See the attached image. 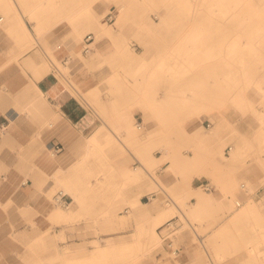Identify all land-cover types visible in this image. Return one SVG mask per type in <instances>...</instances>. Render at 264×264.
I'll return each instance as SVG.
<instances>
[{
  "label": "rangeland",
  "instance_id": "obj_1",
  "mask_svg": "<svg viewBox=\"0 0 264 264\" xmlns=\"http://www.w3.org/2000/svg\"><path fill=\"white\" fill-rule=\"evenodd\" d=\"M52 1L54 0H17L20 13L14 0H0V14L5 19L13 14L24 16L34 33L32 47L40 51L42 47L45 50L46 54L43 53V56L51 71L57 73L72 94H78L74 88L82 93V101L94 112L96 129L103 127L104 135L107 133L114 140V143L111 141L106 146L104 164L92 158L85 167H79L77 163L86 152L84 146H68L62 153L63 157H53L61 169L53 177H47L54 182L49 199L55 209L72 210L78 207L74 217L65 220L53 218V222H78L80 237L94 238L85 243V248L91 246L94 252L96 249H103L102 255L95 262L88 256L70 257L66 250L64 260L71 264H264V196L256 195L258 188L264 189V97L254 94L250 89L254 83L264 86V60L256 61L254 58V64L251 59L246 60V64H240L242 60L228 57L232 52L229 46L234 40L241 39L242 43L243 40L256 36L249 21H242L247 15H237L240 19L234 20L229 29L221 26L225 23L223 13L215 15L219 22L213 31L217 40H209L204 48L210 47L219 57L208 60V63L198 68L208 73L214 71L204 78L197 69L186 75H176L174 69L183 67L180 65L175 68L174 65L189 59H198L202 63L201 56L196 55V50L193 49L194 44L189 39H183L200 33L204 37L212 34L205 22L204 25H197L193 22L195 20L192 21L199 17H195L196 15L208 13L204 8L206 0H130L131 11L123 21L121 30L115 24L119 14L115 0H70L72 10L64 11V14L57 15L44 27L38 28L37 19L32 17V12L26 5L48 8ZM95 5H101L103 12L111 11V14L101 15L99 19L105 24L104 31L108 35L118 30L119 32L116 37L110 36L104 50L95 57L93 64H88L93 53L82 52L81 45L87 34L93 33L95 36V32L84 31L77 40L71 30L73 22L81 18L78 15ZM142 5L149 6L157 23L159 20L154 15L155 10L173 9L176 14L170 22L159 25L154 31L155 36L147 44L146 54L141 45V35L147 30L144 17L139 13ZM230 16L235 15L232 13ZM227 34H231L230 38L222 42L221 36ZM61 45L70 50L67 63L55 53V49ZM128 47L137 50V58L130 55ZM93 48V51L97 49ZM217 64H220L218 68ZM253 65L256 71L252 68ZM88 78L90 86L100 87V93L97 98L87 101V93L80 84ZM140 78L141 88L138 89L137 82ZM169 90L189 94L186 106L168 104L167 101L172 99L169 96L172 92ZM180 98L178 100L181 101ZM156 102H164V105L159 103L160 106H157ZM147 108L151 110L148 119L142 112ZM122 115L127 117V121L121 120ZM130 117L131 120H128ZM131 128L135 136L131 133ZM196 130L209 137L207 146H200L192 139L191 133ZM91 135L92 133L82 136L81 142ZM104 135L101 136L102 142L105 140ZM215 144L216 148L222 147L220 152L218 150L216 154L200 156V151L206 152ZM154 156L167 159L154 162ZM183 156H192L198 161L186 165L181 158ZM201 163L205 174L209 172L225 176L258 173L261 176L258 186L247 181L237 185V191L243 196L233 195L232 212L235 214L227 225L209 224L214 221L212 212L194 214L193 204L183 197L191 178L201 174ZM143 164L146 167L143 176L128 181L122 178V170L112 168L124 165L125 168L134 170L140 169ZM101 169L113 175L112 185L92 188L99 181L93 175ZM72 173L76 176L69 180L68 186L57 183L59 176L67 178ZM169 173L175 176L172 184L163 180ZM162 188L168 191L171 198L154 196L150 200L151 204L138 206V214L126 201L136 200L137 196L144 193L152 196V193H159ZM201 189L212 192L203 187ZM59 190L72 198L73 202L68 207L55 202L54 195ZM170 199L175 204L170 203ZM237 199H240L239 203H236ZM246 204H254L255 207L238 215ZM161 210L168 215L162 216ZM176 215L184 221L178 243L187 246L188 258L185 260H182L184 255L176 258L167 251L160 235V227ZM205 221L208 224H204ZM62 229L60 239L65 240L66 226ZM47 233L57 236L54 228ZM121 234L125 235L123 239L126 240L120 241ZM41 260L44 264L46 260L54 264L57 257Z\"/></svg>",
  "mask_w": 264,
  "mask_h": 264
},
{
  "label": "crops",
  "instance_id": "obj_2",
  "mask_svg": "<svg viewBox=\"0 0 264 264\" xmlns=\"http://www.w3.org/2000/svg\"><path fill=\"white\" fill-rule=\"evenodd\" d=\"M25 21L24 16L13 14L0 22V264H44L41 259L53 256L57 257L54 264H70L64 260L65 250L70 257H87L94 249L91 246L86 249L85 243L94 238L80 237L78 222H53V218L63 219L53 215L57 209L49 194L54 182L47 177H53L61 169L53 157H63L62 153L68 146H80L82 136L97 130L96 118L93 110L82 101L81 92L74 88L78 94H72L57 73L50 71L39 76L47 62L43 56L46 53L42 47V51L32 47L34 33ZM81 46L83 49V42ZM55 53L65 62L70 57L69 48L63 45L57 47ZM89 79L80 84L85 93L93 88ZM207 141L199 145L207 146ZM53 145H62L63 150L53 155ZM216 146H210L206 152L200 151V155L207 157L218 150L220 152L222 147ZM203 170L201 163V174L191 178L183 197L193 204L194 214L212 212L214 221L209 224L227 225L235 214L232 212L233 195L243 196L237 191V185L247 181L258 186L261 176L258 173L219 176L208 171L205 174ZM174 179L172 173L163 177L170 184ZM208 185L211 186L208 191L212 192L202 191L201 188L207 190ZM257 194L264 196V189L258 188ZM154 196L171 198L162 188L152 196L144 193L136 199L148 205ZM205 196L208 201L198 207L199 200ZM66 197L71 205L72 198ZM236 203H239L238 199ZM64 226L65 240L60 239ZM53 228L56 229V237L47 233ZM124 237L121 234L120 241L126 240ZM186 247L182 246V260L188 258ZM45 264L50 263L46 260Z\"/></svg>",
  "mask_w": 264,
  "mask_h": 264
},
{
  "label": "bare ground",
  "instance_id": "obj_3",
  "mask_svg": "<svg viewBox=\"0 0 264 264\" xmlns=\"http://www.w3.org/2000/svg\"><path fill=\"white\" fill-rule=\"evenodd\" d=\"M22 1H26V0H22ZM69 1L70 0H54L52 1V3L48 5V8L42 5H38L37 7L26 5V7L31 10L32 17L34 19H37V27L42 28L46 25V23L54 19L57 15L61 13L64 14L65 13L64 11L72 10V8H70L72 6H69ZM206 1L207 2L204 5V8L207 9L208 13L196 15L195 17L197 16L199 17L197 19L195 18L192 19V21L195 20L193 22L197 25H200L201 23L204 25V22H205V26L208 28H211L212 34L204 37L200 33L197 36H193V37L186 36L183 39L184 41L189 39L192 45L194 44L193 49L196 50V55L199 54V56H201L200 58H202V63H201V60H198V59L196 60L189 59L182 63L178 62L176 63V65H174L175 68L177 66L179 67L180 65L183 68L179 69L180 68L179 67V68L174 69L175 70L174 73L176 75L178 74L186 75L188 73H191L192 71H195L196 69L198 70V68L202 64L208 63V60H214L219 57L218 54L212 52V49H210V47L209 49L204 48V46L207 47L209 40L211 39L213 41L217 40L215 38L216 34L213 31L219 25V22L217 21L215 17V15H217L218 12L223 13V16L225 18V23H222L221 26L227 29L230 28V25L233 24L234 20L240 19L237 15L239 14L247 15V17L243 18L242 21L244 23L249 21V25L253 28L255 35H256V36L248 38L247 41L243 40L242 43H240L241 39H239L240 41H238V39L234 40V43H231L229 46L232 52L228 55V57L229 58L231 57L232 59H236V60H242L239 62L240 64L242 63L246 64L247 63L246 60L248 61L250 59L252 63L254 64L255 62L254 58L256 61L264 60V0H221V2H219L218 0H211V1L206 0ZM115 2L119 9L118 19L115 24L118 26V29L121 30L123 21H125L126 16H128L129 15L128 13L131 11L130 10L131 2L130 0H115ZM14 3L17 6L19 12L21 13V8L18 6L17 0H14ZM110 12H111L110 10L109 11L106 10L103 12V10L101 9V5H95V6L86 8L84 10V13H81L80 15H78L79 17H81L79 21L73 22L74 25L71 30V34L77 40L80 39L84 31L95 32V41H93V43L91 44V50L88 52V53L91 52V54L92 53L93 54L91 58H89L88 64H93L95 57H97V55L101 53V50H104V46L106 42L109 40L110 36L113 35L114 37H116L118 35L119 30L116 32H111L110 30L109 31L106 30L107 32H111L110 35H108L103 29V27H105V24H102V22L99 21L101 15L105 16V15L111 14ZM139 13L140 15L144 17V22L146 23L145 27L147 28V30H145L143 34L141 35V43H142L141 45H143V48L145 50L144 54H146L148 52L147 44H149L151 40H153L152 36L154 35V31H156L159 25L165 24L166 22H170L171 19L176 16V14H174L173 9L168 10V11L155 10L154 15L156 19L159 20V23H157L152 17V12L149 6L142 5ZM232 13L235 16H230V14ZM226 18H227V21H226ZM175 31L179 32L177 29ZM230 36L231 34L221 36V39H222L221 41L224 42L226 39L230 38ZM93 46L97 48L95 49V51H93L94 50ZM128 49H129L128 51L130 55H133L135 58H137V56L139 55L137 53V50L133 47H128ZM82 52H83V49H82ZM227 64L228 66H230V62H228ZM219 65L217 64V68ZM223 65H225V63ZM252 68L256 71V67L254 65L252 66ZM43 69L44 70L39 75L40 77L44 76L45 74L51 71V67L49 66L47 62L44 64ZM197 72H199V74L202 77L206 78L207 76L212 75V72L214 71H211L210 73H208L207 71L200 69ZM139 73L141 74V71ZM175 79H178V78H175ZM141 82H142V79L141 78L138 79V82H137L138 89L141 88V86L139 85ZM250 89L254 94H258L260 97H264V86L261 83L252 84ZM119 90L121 89L119 88ZM169 91L172 92V90H169ZM99 93H100V87L99 86L93 87L90 90V92L86 94L87 99L85 97V100L88 101V99L97 98ZM80 95H82V93H80ZM169 96L172 99H170V101H167L168 104L179 107V106H184V105L186 106L188 102L187 98L190 95L185 94V92L182 91V92H172ZM179 97H181L180 98L182 99L181 101L178 100ZM159 103L161 105H164V102H159ZM159 103L156 102L155 105L160 106ZM142 112L144 113L147 119L150 117L151 110L149 108L143 109ZM121 120L127 121V117L122 115ZM128 120H131V117ZM132 128H131V133L135 136V132L132 131ZM104 134H105V130L103 129V127H100L97 130H95V132L86 141L80 142V146H84L86 148V152L84 153V156L82 157L81 161L77 163L79 167L81 166L85 167V165L88 164V160L92 158L99 162H102L103 164L104 162H106V155H107L106 146L110 145L111 141L112 143H114V140L109 134L107 133L106 135ZM191 134H193L192 139L198 144L205 140H209V137L206 134L199 132V130H196L194 133H191ZM102 135L105 136V140L103 142L101 138ZM181 158L184 164L186 165L191 164V163H196L198 161L197 158H194L191 156L189 157L183 156ZM154 159H155L154 162H157L159 159H167V157H160V158L155 157ZM112 168L122 170L123 171L122 178H124V180L126 181L141 178L144 174L143 171H145L146 169L144 164L141 166L140 169L134 168V170H131L130 168H125L124 165L120 168H114V166ZM135 170L138 172H136ZM90 174H92V172H90ZM75 176L76 175L73 173L67 178L66 177L61 178L59 176L57 179V183L59 185L68 186L69 180L74 179ZM93 176H95L99 181L97 182L96 185H93L92 188L94 187L106 188V186L112 185L111 179L113 178V175L109 174L104 169L96 171ZM126 201L129 202V204H131L136 209L135 213L137 214H138V210H137L138 206L145 205L144 203H142V201L139 198L133 201H130L127 199ZM207 201H208L207 196H205L204 199L199 200L197 206L200 207L203 205L204 202H207ZM238 201L240 202V199H238ZM253 205L254 204H248V205L246 204L245 207L242 208L241 212L238 213V215L247 213L249 209H252L251 207H255ZM77 212H78V207H75L72 210H63V209L58 208L54 212L53 215L57 219L65 220V219L74 217ZM161 215L165 217L168 215V213L164 212ZM102 251H103L102 248L96 249V251L90 254L88 258L89 259L91 258L92 259L91 261L95 262V259L102 255L101 253Z\"/></svg>",
  "mask_w": 264,
  "mask_h": 264
},
{
  "label": "built area",
  "instance_id": "obj_4",
  "mask_svg": "<svg viewBox=\"0 0 264 264\" xmlns=\"http://www.w3.org/2000/svg\"><path fill=\"white\" fill-rule=\"evenodd\" d=\"M4 20V17H0V22ZM95 40V36L93 33H89L85 36L83 41V52L88 53L91 50V44ZM68 62V59L66 60V63ZM52 154L57 155L63 150L62 145H53L51 147ZM207 190L211 189V186H206ZM66 193L63 191H59L58 194L55 197V202L59 205H63L65 207H68L70 203L66 199ZM170 203L175 202L170 199ZM184 221L181 219L179 215H176L175 217L169 219L167 222H165L160 227V235L162 237V240L164 242V247L167 251L170 253H173L176 258H181L183 255V248L178 243V237L179 232L183 228Z\"/></svg>",
  "mask_w": 264,
  "mask_h": 264
}]
</instances>
